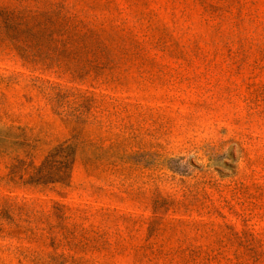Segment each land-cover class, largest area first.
<instances>
[{
	"label": "rangeland",
	"instance_id": "obj_1",
	"mask_svg": "<svg viewBox=\"0 0 264 264\" xmlns=\"http://www.w3.org/2000/svg\"><path fill=\"white\" fill-rule=\"evenodd\" d=\"M8 145L0 264H264V0H0Z\"/></svg>",
	"mask_w": 264,
	"mask_h": 264
},
{
	"label": "trees",
	"instance_id": "obj_2",
	"mask_svg": "<svg viewBox=\"0 0 264 264\" xmlns=\"http://www.w3.org/2000/svg\"><path fill=\"white\" fill-rule=\"evenodd\" d=\"M8 147L9 145L0 150V155L7 153ZM74 157L75 150L66 141L55 146L46 156L37 172L40 178L39 183H61L66 181L70 176ZM11 158L17 160L18 155ZM1 210H3V207H1Z\"/></svg>",
	"mask_w": 264,
	"mask_h": 264
}]
</instances>
